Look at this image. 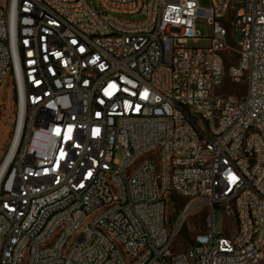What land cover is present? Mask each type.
Masks as SVG:
<instances>
[{
	"label": "built area",
	"instance_id": "built-area-1",
	"mask_svg": "<svg viewBox=\"0 0 264 264\" xmlns=\"http://www.w3.org/2000/svg\"><path fill=\"white\" fill-rule=\"evenodd\" d=\"M7 75L0 264H264V0H0ZM193 201L206 228L174 251Z\"/></svg>",
	"mask_w": 264,
	"mask_h": 264
},
{
	"label": "rangeland",
	"instance_id": "rangeland-1",
	"mask_svg": "<svg viewBox=\"0 0 264 264\" xmlns=\"http://www.w3.org/2000/svg\"><path fill=\"white\" fill-rule=\"evenodd\" d=\"M200 6H209V0H197ZM124 19L133 20L129 16H123ZM135 18V17H134ZM196 30L200 36L205 37L210 34L211 27L207 24V21L202 18L196 20ZM235 36L239 35L238 31L234 32ZM207 44L205 39H200L196 43L189 45H194L196 47H202ZM226 64L225 70H228L229 65L233 64L237 60V55L232 51L225 52ZM224 88L226 91L233 92L237 95L244 93L245 84L242 82L235 83L229 80L225 81ZM17 109L14 101V94L12 83L7 75L0 86V162L5 156L11 140L13 138L14 127L16 124ZM122 150H117L115 152V158L120 162L122 159ZM193 201L194 210L182 221L178 235L176 237L173 250H181L188 248L194 240L196 234L202 232L206 228V215L208 213V208L202 204ZM187 203V200L171 195L166 201V217L169 223L172 224L178 218L180 210ZM235 216L231 214L230 216H223V213L219 208L214 210L213 226L214 231H223L225 236L233 235L235 231Z\"/></svg>",
	"mask_w": 264,
	"mask_h": 264
},
{
	"label": "bare ground",
	"instance_id": "bare-ground-1",
	"mask_svg": "<svg viewBox=\"0 0 264 264\" xmlns=\"http://www.w3.org/2000/svg\"><path fill=\"white\" fill-rule=\"evenodd\" d=\"M16 142H17V136L15 137V139H14V141H13V143H12V146H11L10 152H9V154H8V156H7V159H6V161H5V163H4L3 166H5V164H6L7 160H8V158H9V156L11 155V153H12V151H13L15 145H16ZM2 168H3V167H2Z\"/></svg>",
	"mask_w": 264,
	"mask_h": 264
},
{
	"label": "trees",
	"instance_id": "trees-1",
	"mask_svg": "<svg viewBox=\"0 0 264 264\" xmlns=\"http://www.w3.org/2000/svg\"><path fill=\"white\" fill-rule=\"evenodd\" d=\"M14 101H15V98H14Z\"/></svg>",
	"mask_w": 264,
	"mask_h": 264
}]
</instances>
